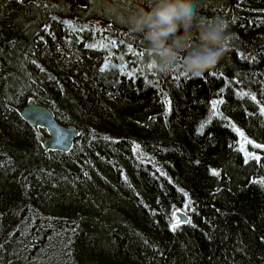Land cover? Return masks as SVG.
Listing matches in <instances>:
<instances>
[{"label": "trees", "instance_id": "16d2710c", "mask_svg": "<svg viewBox=\"0 0 264 264\" xmlns=\"http://www.w3.org/2000/svg\"><path fill=\"white\" fill-rule=\"evenodd\" d=\"M193 2L234 33L196 78L159 75L104 0H0V264H264V0Z\"/></svg>", "mask_w": 264, "mask_h": 264}, {"label": "clouds", "instance_id": "9594fccd", "mask_svg": "<svg viewBox=\"0 0 264 264\" xmlns=\"http://www.w3.org/2000/svg\"><path fill=\"white\" fill-rule=\"evenodd\" d=\"M104 11L140 39L162 77L181 70L192 78L213 69L234 46L222 16H199L193 0H104Z\"/></svg>", "mask_w": 264, "mask_h": 264}, {"label": "water", "instance_id": "95a60500", "mask_svg": "<svg viewBox=\"0 0 264 264\" xmlns=\"http://www.w3.org/2000/svg\"><path fill=\"white\" fill-rule=\"evenodd\" d=\"M31 105L26 108V112L34 120L31 122L32 126L35 128H45L47 129L49 136L43 140L44 147L48 149H58L63 151H68L72 145L79 132L74 126L64 125L60 123L51 109L44 108L43 106ZM177 222H186L188 216L182 212H176Z\"/></svg>", "mask_w": 264, "mask_h": 264}, {"label": "bare ground", "instance_id": "6f19581e", "mask_svg": "<svg viewBox=\"0 0 264 264\" xmlns=\"http://www.w3.org/2000/svg\"><path fill=\"white\" fill-rule=\"evenodd\" d=\"M31 105H36V108L38 107L37 105L43 106L44 108H47V109H50V107H49L48 105H46V104H43V103H41V102L36 101L35 98H34L33 96H28V97L26 98L24 104H20V105L15 106V110H16V112L18 113L19 117H20L21 119H23L24 122H25L28 126L33 127L32 124H31V122L34 120V117H31L32 115L30 116V115L28 114V112L25 111L26 108L30 107ZM52 112H53V111H52ZM54 116H55V115H54ZM69 126H70V125H69ZM34 128H35V127H34ZM78 132H79V131H78ZM48 136H49V133H48ZM48 136H46V137H48ZM46 137H45V138H46ZM45 138H44V139H45ZM176 212H182V213L186 214L185 212L180 211V210H179V211H176ZM176 212H175V214H176Z\"/></svg>", "mask_w": 264, "mask_h": 264}, {"label": "rangeland", "instance_id": "374dc122", "mask_svg": "<svg viewBox=\"0 0 264 264\" xmlns=\"http://www.w3.org/2000/svg\"><path fill=\"white\" fill-rule=\"evenodd\" d=\"M176 217V216H175ZM177 218V217H176ZM176 223V222H175ZM177 223H179V222H177Z\"/></svg>", "mask_w": 264, "mask_h": 264}, {"label": "snow or ice", "instance_id": "6c2138e0", "mask_svg": "<svg viewBox=\"0 0 264 264\" xmlns=\"http://www.w3.org/2000/svg\"><path fill=\"white\" fill-rule=\"evenodd\" d=\"M262 147H264V146H262ZM174 227H175V225H174Z\"/></svg>", "mask_w": 264, "mask_h": 264}]
</instances>
